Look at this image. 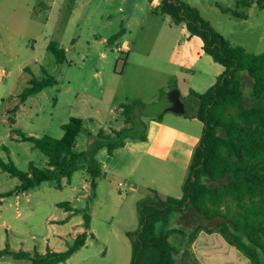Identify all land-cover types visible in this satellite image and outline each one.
I'll use <instances>...</instances> for the list:
<instances>
[{
	"label": "rangeland",
	"instance_id": "374dc122",
	"mask_svg": "<svg viewBox=\"0 0 264 264\" xmlns=\"http://www.w3.org/2000/svg\"><path fill=\"white\" fill-rule=\"evenodd\" d=\"M184 1L198 8L232 44L250 54H264V0H249L250 7L239 5L242 0ZM151 2L0 0V17L7 25L0 28V68L5 71L0 76L1 159L11 160L22 172L30 165L46 168L47 157L15 130L28 137L61 139L62 126L73 117L85 121V129L76 140L77 152L94 154L100 130L104 135H114L130 128L120 140L133 143L143 136L149 141L134 188L98 179L93 197L86 163L70 183L62 180V188L47 181L28 192L0 198V250L31 254L67 250L75 242L77 227L67 228L53 220L63 217L61 203L72 202L77 212L91 216L96 233L86 229L87 244L64 264H131L128 239L110 237V228L119 235L128 231L132 243V235L140 228V219L131 221L129 215L136 202L161 204L168 197L181 198L175 196L183 194L194 154L190 152L198 148L204 128L193 117L198 103L190 91L205 93L224 67L203 52L202 40L190 37L185 23L176 24ZM235 12L244 18L234 17ZM52 43L65 51L63 63L48 50ZM43 69L55 83L29 97L16 114H11L28 82L45 77ZM172 79L177 82L186 114L168 112L162 122L155 121L147 111L160 101L162 89ZM240 79L249 106L253 80L245 72L240 73ZM134 101L142 105L128 124L121 107ZM12 117L15 124L10 122ZM106 144L95 155L100 162L108 155ZM19 185L18 178L0 168V193ZM227 205L236 207L229 201L222 206L223 211ZM218 224L210 227L191 209L172 214L168 223L157 225V232L178 231L169 236L178 252V264H245L236 256L241 254L220 238L207 237V230L198 231L192 239L200 226L213 228ZM214 232L219 233V229ZM115 247L120 248L118 252ZM0 264L30 262L5 256Z\"/></svg>",
	"mask_w": 264,
	"mask_h": 264
},
{
	"label": "trees",
	"instance_id": "16d2710c",
	"mask_svg": "<svg viewBox=\"0 0 264 264\" xmlns=\"http://www.w3.org/2000/svg\"><path fill=\"white\" fill-rule=\"evenodd\" d=\"M239 5L250 7V2L242 0ZM157 8L176 24L185 23L190 37L200 38L203 52L223 66L224 71L205 93L190 91L198 103L193 117L201 121L204 128L183 185V196L168 197L161 204L139 202L140 228L137 235H132L131 264H178V252L169 241V236L178 231L171 229L166 233H158L157 225L168 223L172 214L186 213L191 209L207 221H226L213 228L200 226L192 239L200 230L211 233L219 229L226 242L242 252L251 264H264V54H250L244 48L232 44L202 17L198 8L184 0H161ZM233 16L244 18L237 12ZM48 50L56 56L58 63L65 61V51L55 44H50ZM42 71L45 77L42 80L33 78L28 82L19 95V103L11 109V114H16L20 104L29 97L55 83V79L45 69ZM243 72L253 80L249 106L245 103L246 96L240 79V73ZM177 87L176 80L172 79L167 88L162 89V96ZM141 105V101L122 105L128 124L133 122V113ZM162 117L159 115L154 119L159 121ZM10 122L15 124V118L12 117ZM84 126L83 119L71 118L62 126L64 135L61 139L50 136L28 137L16 129L15 132L21 135L23 141L31 142L47 157V167L40 169L30 165L28 171L22 172L11 160L5 162L0 158V168L20 181L14 190L0 193V198L15 192H28L47 181H53L57 188H62V180L70 181L86 163L85 171L91 178L95 197L97 180L107 176L95 155L104 147V142H107L110 155L123 147L125 142L120 139L132 129L124 128L114 135H104L100 130L97 149L94 154L88 155L83 151H75L76 140L84 131ZM229 201L236 207L227 205L223 211L222 206ZM68 204L61 203L59 206ZM89 221V216L84 215L86 229L89 228ZM85 240L83 233L72 246L60 252L47 250L45 253L31 254L0 250V259L10 256L17 260H28L30 264H64L85 245Z\"/></svg>",
	"mask_w": 264,
	"mask_h": 264
},
{
	"label": "crops",
	"instance_id": "0c3cea01",
	"mask_svg": "<svg viewBox=\"0 0 264 264\" xmlns=\"http://www.w3.org/2000/svg\"><path fill=\"white\" fill-rule=\"evenodd\" d=\"M160 3H161V0H153L151 2V4L156 7H158ZM43 5L45 7H48L45 4ZM4 27H7V25L4 21L2 22V19L0 17V28L3 29ZM128 50H129V47L125 46V51H128ZM151 117L154 119V117H157V116H151ZM163 120H164V114H163L162 119L159 120L158 122L160 121L162 122ZM148 142H149L148 140L143 139V136H141L137 141L133 143L125 142L124 146L116 149L113 152V154L110 155L108 153L107 157L101 161L102 169L106 173L107 176L105 178H100V179L107 180L109 183L118 182L119 183L118 185L119 186L123 185L122 187L124 188L129 187V186H132L134 188L135 187L134 177L144 157L147 155V151L149 148ZM193 151L190 152V155L191 153H194ZM192 155H191V158H192ZM63 180L68 183L71 182V180L70 181H68L67 179H63ZM87 184L86 186H88ZM182 196L183 194L181 196L177 195L175 197H182ZM77 200L80 201V198H77ZM124 202L125 200H123V203ZM68 203H69L68 206L67 205L60 206L61 208H65L63 217L58 220H53V221L60 222L62 223V226L67 227V228H70L71 226L73 227L75 225L77 229L74 230V234L76 235L75 238H77L79 235L86 233V228L84 226V215L85 214L84 213L82 214L79 210H78L79 212H77L78 208L75 205H73L72 202H68ZM138 204L139 202H136L134 204L135 207L129 211L130 218L132 219L131 221H134L135 219H140ZM122 206L124 207V204ZM89 217H90L89 228L87 230L91 231V233H93L94 235L96 233V229L91 224L90 215ZM108 234L110 235V237L118 238L120 236V238L128 239V242L126 243V245L128 247H131V251H132V243L129 240L130 238H129L128 231H124L121 235H119L118 233L115 232L114 228L111 227ZM200 235L201 234H199V236ZM206 236L220 238L223 242H225L228 245L229 248H233L234 250H236L237 252L236 254H241L240 256L236 255L237 257H239V259L242 258V260H245V264H251L250 260L245 255H243L242 252H240L234 246H231L230 244H228L226 240L222 237V235H220L219 233L211 232L207 234ZM87 241H88V237L85 240V245L87 244ZM115 248H116V252H118L120 249L119 247H115Z\"/></svg>",
	"mask_w": 264,
	"mask_h": 264
},
{
	"label": "water",
	"instance_id": "95a60500",
	"mask_svg": "<svg viewBox=\"0 0 264 264\" xmlns=\"http://www.w3.org/2000/svg\"><path fill=\"white\" fill-rule=\"evenodd\" d=\"M167 112H172L175 114L185 115L186 109L185 104L181 99L180 91L175 88L167 92L162 96L160 101L156 103L147 114L150 116H159ZM226 222L223 219H213L208 221L209 226H213L215 223Z\"/></svg>",
	"mask_w": 264,
	"mask_h": 264
},
{
	"label": "built area",
	"instance_id": "2783aa9c",
	"mask_svg": "<svg viewBox=\"0 0 264 264\" xmlns=\"http://www.w3.org/2000/svg\"><path fill=\"white\" fill-rule=\"evenodd\" d=\"M4 73H5V71L0 68V76L5 75Z\"/></svg>",
	"mask_w": 264,
	"mask_h": 264
}]
</instances>
